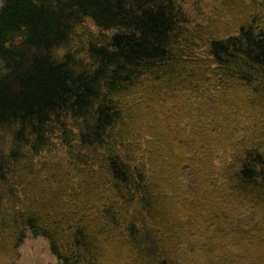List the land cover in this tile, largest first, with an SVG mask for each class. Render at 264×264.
Returning <instances> with one entry per match:
<instances>
[{
  "label": "trees",
  "instance_id": "trees-1",
  "mask_svg": "<svg viewBox=\"0 0 264 264\" xmlns=\"http://www.w3.org/2000/svg\"><path fill=\"white\" fill-rule=\"evenodd\" d=\"M186 1L0 0V256L264 264L260 0Z\"/></svg>",
  "mask_w": 264,
  "mask_h": 264
},
{
  "label": "rangeland",
  "instance_id": "rangeland-1",
  "mask_svg": "<svg viewBox=\"0 0 264 264\" xmlns=\"http://www.w3.org/2000/svg\"><path fill=\"white\" fill-rule=\"evenodd\" d=\"M221 5L220 0H187L185 3H183V8L189 18V24L190 27L193 28H199L201 26H205L207 22L210 19H213V17H219L218 20L214 21L212 23V27L214 29H221L220 27L223 26V23H225L226 19L229 18L230 21L231 18H233L232 13L228 11H224L221 13L223 14L224 19H221V15L219 12L221 11ZM256 12H259L261 14V18L259 19L260 23H264V0H260L259 4L257 3ZM223 18V17H222ZM223 21V22H222ZM233 26L231 27L230 32L235 33L237 30V24L235 21L231 22ZM91 25V23L89 22ZM93 27V26H92ZM236 28V29H235ZM93 30H96V28H92ZM221 32L222 30H218ZM2 137V135H1ZM3 138L8 141L9 134H4ZM47 160H54V157L52 155L46 157ZM37 170H39V160H36V165L34 166L33 173L37 175ZM45 173V172H44ZM46 174V173H45ZM8 196V195H7ZM6 195L0 196V205L2 207H7L5 210L13 211V205H16V202L11 201L8 199ZM9 251V250H8ZM4 256H0V262H6L10 264H17L20 257L18 258L16 250H12L10 253H3Z\"/></svg>",
  "mask_w": 264,
  "mask_h": 264
}]
</instances>
